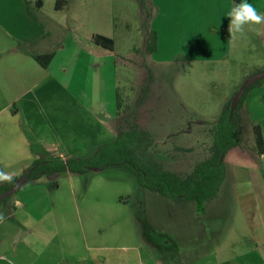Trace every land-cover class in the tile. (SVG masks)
<instances>
[{"label":"rangeland","instance_id":"obj_1","mask_svg":"<svg viewBox=\"0 0 264 264\" xmlns=\"http://www.w3.org/2000/svg\"><path fill=\"white\" fill-rule=\"evenodd\" d=\"M67 1L64 10L68 15L76 16L78 35L84 42L79 48L89 57L84 52L91 51L85 47L88 45L98 50L91 52L92 55L108 56L107 61L111 60L112 75L124 104L130 106L136 115V122L154 135V151L158 161L169 171L182 175L191 173L197 163L210 156L212 128L238 87L249 77L264 72V52L254 39L255 28L248 24L243 26L241 32L230 33L229 53L223 60L209 54L206 60H199L205 59V56L188 51L193 36L197 37V41L204 38L213 41L215 30H221L222 26L217 25L218 13L220 16L225 15L226 11L238 3L233 2L227 8L223 4L224 0ZM262 1L248 0L254 7H260ZM53 7L54 0H49L43 8L51 12ZM201 11L208 13L201 18L198 16L204 13ZM96 34L112 38L115 41L114 50L108 52L97 47L92 41V36ZM154 34L158 38V45L156 51L150 53L147 46ZM81 51L79 53L77 48L72 47L62 52L59 58H73V63H77V59H83ZM215 52L218 53L217 50ZM85 75V78L79 73L76 76L70 73L64 75L61 106L56 103L59 99L53 102V95L47 93L39 96L41 108L46 109L45 114L39 116L29 112L34 121L28 124L26 133L34 134V130H38L46 140L59 146L68 145V153L56 149L59 155L72 153L77 157L93 158L94 152L101 145L115 139L110 135L100 140L98 129L91 124L90 113L83 109L78 119L70 121L67 117L65 83L70 84L71 77L76 78L77 88L90 91L103 84L104 76L96 70L95 81L88 74ZM244 99L245 103L239 110L242 117L241 145L223 157L229 176L222 184L218 196L206 204V214L210 221H216L212 226L221 223L218 230L213 228L211 232L214 242L223 239L230 253L244 247L246 243L243 238L244 227L235 221L238 212L232 192L233 176L235 172L242 174L240 179L245 182L248 179L247 168L252 167L259 168L264 174V154L261 158L257 151L253 131L254 125H260L264 134V79L254 83ZM56 107L59 108L58 112L53 111ZM123 116L122 119L125 118ZM44 118L45 122L42 121ZM241 153L245 156L235 157ZM253 163L258 166H252ZM54 181L63 187H70L74 183L76 199L81 211L84 209L80 215L83 227L87 216L86 207H92L95 219L100 220L102 217L105 222L109 220L112 235L120 228V232H126L127 235L135 233L155 236L159 256L165 258L167 237L163 238L162 235L176 212L173 224H177V227L170 232H178L182 237L184 232L190 237L199 235L195 236L193 248L196 251L205 250V244L201 243L200 238L202 236L203 241L209 235L204 226L199 229L204 221L202 211L197 210L201 217L195 218L190 209L180 210L177 205L180 201H169L155 192L153 198L157 196V199L145 198L136 176L128 169L89 171L87 175L74 177V182L62 175ZM181 216L189 219L188 225L184 224ZM114 223L119 225L115 226ZM168 239L171 241L168 250L171 251L176 247V242L170 236ZM188 244L192 246L193 242ZM111 245L120 247L125 243L118 241L111 242Z\"/></svg>","mask_w":264,"mask_h":264},{"label":"crops","instance_id":"obj_2","mask_svg":"<svg viewBox=\"0 0 264 264\" xmlns=\"http://www.w3.org/2000/svg\"><path fill=\"white\" fill-rule=\"evenodd\" d=\"M46 1L49 0H0V172L8 174L11 179L23 176L33 162L41 158L92 159L77 157L72 153L59 155L57 148L62 153H68L69 146H59L46 140L38 130H34V134L26 133V127L34 121L29 112H35L39 116L46 112L40 106V95H53V102L59 99L56 103L61 106L63 78L66 74L76 76L79 73L82 78L88 74L95 81L96 70L99 75L104 76L101 87L93 91L77 88L76 78L71 77L70 84L65 83L68 119H78L83 109L90 113L91 124L98 129L100 140L110 135L116 139L118 133V85L112 75L111 60L107 61L108 56L104 58L92 55L91 52L98 50L88 45L85 47L90 52L82 50L89 57L84 55L80 49L84 42L78 35L76 16L68 15L64 9L57 10L56 0L53 10L48 12L43 8ZM231 3V0L223 1L227 8ZM258 8L264 12V0ZM207 13H199L198 16L203 18ZM218 15L217 25L222 26L221 30H215L213 41L204 37L197 41L195 36L189 41L188 51L205 56V59L199 60H206L208 54L217 55L216 59L219 60L228 56V18L220 16V13ZM248 25L255 28L254 39L264 52V22ZM155 37L158 40L156 35ZM72 47L77 48L79 53L81 51L83 59H77V63H73V58L61 60L59 55ZM101 49L112 52L102 47ZM43 54L53 55L46 68L34 58L35 55ZM56 110L58 112L59 108L56 107L53 111ZM42 121L45 122V118ZM236 156L239 158L245 154ZM253 164L252 166H258L257 163ZM247 173L248 179L245 182L240 179L242 174L235 172L233 176L232 192L238 212L235 221L237 225L244 227L243 238L246 241L244 247L235 252L226 250L223 239L214 242L211 232L213 228L218 230L221 223L212 226L216 221H210L206 206L201 213L204 215L203 225L195 224L199 229L204 226L208 232L207 238L203 241L202 236L200 238L201 243L205 244V250L196 251L193 248L199 235L190 237L184 232L182 237L178 232H170L177 227V224H173L176 220L175 212L166 228L167 233L162 237H167L168 247L171 245L168 237H172L176 247H171V251L167 247L165 258L159 256L155 236L135 233L127 235L126 232H120V228L112 235L109 220L105 222L102 217L100 220L95 219L92 207H86L87 216L83 227L80 215L82 216L84 209L81 211L76 199L74 183L70 187H63L61 184L54 186L52 183L62 175L74 182V177L87 173L66 172L57 174L52 180L43 177L26 183L6 203L0 205V264H264V174L257 167L247 168ZM228 176L229 173L227 178ZM51 181L53 182L50 183ZM143 190L145 198L157 199V196L153 198L154 191ZM177 203L180 210L190 209L192 217H201L197 214L199 207L196 201L182 200ZM181 218L188 225L189 219L184 216ZM118 241L125 245H111V242ZM191 241L192 246L188 244Z\"/></svg>","mask_w":264,"mask_h":264},{"label":"trees","instance_id":"obj_3","mask_svg":"<svg viewBox=\"0 0 264 264\" xmlns=\"http://www.w3.org/2000/svg\"><path fill=\"white\" fill-rule=\"evenodd\" d=\"M231 1L240 3V0ZM39 3L42 4L41 1ZM67 3V0H56L55 8L57 10L64 9ZM92 40L97 46L104 49L113 51L115 48V41L112 38L96 34L92 36ZM156 49L157 39L154 35L151 43L147 46V50L153 53ZM34 58L46 68L49 66L53 55H35ZM248 89L232 116H230L229 105L233 98L225 105L222 114L212 128L213 145L210 149V156L197 163L189 174L182 175L169 171L158 161L154 151L156 148L154 135L136 122V115L130 110V106L124 104L120 90L117 88V116L120 122L116 139L100 146L95 156L89 160L80 158L68 160L59 158L38 159L26 171L30 174L24 184L66 172L85 174L95 169L125 168L136 176L141 188L154 191L174 201H196L199 211H202L208 202L218 196L227 177L226 164L224 159L221 161V158H225L231 150L241 145L242 117L239 115V110L245 103L244 97ZM122 116L125 118L122 119ZM253 131L257 151L263 155L262 128L260 125H254ZM21 177L18 176L7 182L0 180V195L10 190ZM53 183L54 186H57L56 181ZM11 197L12 195L3 199L0 205L6 203Z\"/></svg>","mask_w":264,"mask_h":264},{"label":"clouds","instance_id":"obj_4","mask_svg":"<svg viewBox=\"0 0 264 264\" xmlns=\"http://www.w3.org/2000/svg\"><path fill=\"white\" fill-rule=\"evenodd\" d=\"M225 17L228 18V31L230 33L241 32L246 24L264 22V12L259 11V8L254 7L248 0H240V3L225 12ZM0 180H11V176L0 172Z\"/></svg>","mask_w":264,"mask_h":264},{"label":"water","instance_id":"obj_5","mask_svg":"<svg viewBox=\"0 0 264 264\" xmlns=\"http://www.w3.org/2000/svg\"><path fill=\"white\" fill-rule=\"evenodd\" d=\"M264 79V72H261L259 74L253 75L251 77H249L248 79H246L243 84L240 86L239 90L237 91V93L234 95L229 107H230V116L233 115L238 103L240 102V100L242 99L245 91L252 86L254 83L260 81ZM223 160V158H221V161ZM94 171H98L97 169H95ZM30 172H27L24 176H22L19 180H17V182L14 184V186L8 190L7 192L3 193L0 195V203L3 201V199L9 197L10 195H12L13 193L16 192V190L24 184V182L27 180L28 176H29ZM57 176V174H54L52 176H49L48 178L50 180L54 179Z\"/></svg>","mask_w":264,"mask_h":264}]
</instances>
